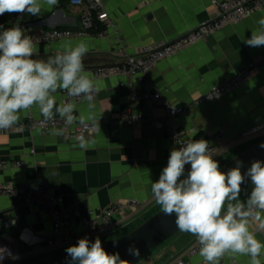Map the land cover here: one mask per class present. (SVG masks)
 Wrapping results in <instances>:
<instances>
[{
  "label": "crops",
  "instance_id": "crops-1",
  "mask_svg": "<svg viewBox=\"0 0 264 264\" xmlns=\"http://www.w3.org/2000/svg\"><path fill=\"white\" fill-rule=\"evenodd\" d=\"M101 1L123 39L126 53L133 55L143 46L176 40L212 19L216 15L214 3L221 0ZM41 3L39 17L25 15L28 24L42 31L79 29L78 14L67 0H61L52 7L44 5L43 0ZM262 17L264 8L240 24L226 26L207 40L159 62L148 73L145 86L126 77L93 79L92 72L85 69L100 89L93 108L82 103L77 105L75 113L82 114L85 123L97 122L95 132L86 137L92 141L88 149L78 147L72 130H64L61 136L51 135V131L42 135L28 130L0 134V161H23L25 164L22 168L0 169V184L13 188L25 184L31 189L44 185L52 194L62 196V208L68 216L67 227L74 232H80L79 219L85 217L88 210L105 208L114 202L136 200L148 205V209L127 217L117 216L104 238L114 239V236L137 226L160 207L152 197L151 183L159 179L170 151L176 147L164 131L152 129L147 123L126 127L118 124L116 118L125 111L147 118L160 117L162 111L142 98L144 93L156 90L169 104L187 109L186 114L177 119L178 131L185 140H209L210 136L217 138V134L223 132L221 146L213 156L219 166L249 144L264 139V133L249 139L239 138L242 132L264 125V46L253 48L242 41L250 38L252 30L259 28L257 22ZM6 24L9 28L8 18ZM99 28L100 32H106L103 36L90 33L76 41L36 46L34 58L47 59L83 40L89 45L84 57L85 68L115 66L119 59L114 51L119 45L114 40V31L108 27ZM249 64H256L258 69L242 86L217 100L194 105L210 89L236 76ZM132 91L137 94L134 101L131 100ZM55 95L57 103H61L62 90ZM29 115L43 119L34 107L22 112L20 120ZM251 187L241 191L242 201ZM2 220H14L16 223L8 229L0 226V245L10 246L17 257L40 249L43 246L41 239L52 231L46 212L21 197L0 196V223ZM250 227L257 239L264 242V230L255 223ZM22 228L27 231L21 233ZM22 234L25 239H21ZM195 242L193 235L180 232L133 264H168L178 258H184L188 264H202L199 254L193 257L186 255ZM225 258L238 264L249 262L246 256L225 255ZM36 259L17 264H34L38 261ZM261 259L264 264V258Z\"/></svg>",
  "mask_w": 264,
  "mask_h": 264
},
{
  "label": "clouds",
  "instance_id": "clouds-1",
  "mask_svg": "<svg viewBox=\"0 0 264 264\" xmlns=\"http://www.w3.org/2000/svg\"><path fill=\"white\" fill-rule=\"evenodd\" d=\"M58 3L59 0H43L49 7ZM41 11V0H0V15L18 13L39 17ZM257 23L259 28L251 31L250 38L242 40L253 48L264 46V17ZM88 51L89 45L81 40L47 59H35L36 45L24 29L18 25L5 29L0 25V130L16 126L20 114L34 107L43 117V124L58 114L65 128L77 123L87 127L85 117L75 114L77 105L73 100L83 98L91 109L100 90L84 67ZM61 90L70 99L58 104L55 94ZM96 126L93 120L92 127ZM50 134L61 136L64 130L53 128ZM76 139L82 150L92 143L83 135ZM186 165H190L187 173ZM242 165L237 160L235 167L221 171L209 142L189 139L170 151L159 179L151 183L152 197L162 212L175 216L180 232L196 238L203 264H220L225 255L246 256L248 264H262L264 242L257 239L250 226L255 223L264 230V161L254 160L244 173ZM246 177L250 178L252 187L242 201L241 186ZM11 223L14 225L15 221ZM21 239H25L23 234ZM117 243L113 241L114 246ZM65 251L68 264H130L118 252L108 253L99 237L94 242L80 238ZM127 253L140 256L134 243L128 246ZM5 257L18 258L7 246L0 245V264Z\"/></svg>",
  "mask_w": 264,
  "mask_h": 264
},
{
  "label": "built area",
  "instance_id": "built-area-1",
  "mask_svg": "<svg viewBox=\"0 0 264 264\" xmlns=\"http://www.w3.org/2000/svg\"><path fill=\"white\" fill-rule=\"evenodd\" d=\"M61 0H59L60 2ZM78 14L79 29L72 30H38L25 21L26 14H11L8 16L9 28L19 26L24 29L25 35L30 36L36 46L58 43L65 40L76 41L86 37L90 32L97 30L98 27H108L114 31V40L118 43V49L114 54L119 59L115 67L99 69L92 72L93 79L108 78H130L135 84L147 85L148 73L161 61L174 57L186 48L193 46L199 42L207 40L213 34L219 32L226 26L240 24L244 19L264 8V0H221L215 2L216 15L205 22L199 24L195 29L186 35L173 40L171 42L159 41L149 46L141 47L133 55L126 53L123 46V39L119 36L115 25L109 19L108 13L104 8L101 0H67ZM106 32L95 33L96 36H103ZM256 64H249L242 72L230 78L223 84L210 89L202 95L194 103V105H202L219 99L229 91L235 90L242 86L257 71ZM97 98L95 94L94 100ZM142 98L152 106L162 111L160 117L147 118L141 114L132 113L130 111L122 112L116 118V122L126 127H133L141 123H147L150 128L164 131L168 139L174 143L176 148L184 145L185 140L178 131L177 119L179 116L186 114L187 109L169 104L159 91L151 90L143 94ZM70 98L65 91H62V100L66 101ZM137 99V94L132 91L131 100ZM76 105L87 103L83 98L73 100ZM43 119H35L33 116H26L19 120L17 125L11 129L0 130V134H8L12 132H22L28 130L30 132H39L45 134L53 128L63 129L65 131L72 130L73 136L83 135L86 137L95 132L96 127L92 124L80 125L79 123L72 126H64L59 116L55 117L47 124L42 123ZM264 133V125L255 126L240 134V139H249ZM223 132L217 134V138L207 140L209 149L213 156L217 153L221 146ZM30 153L33 154L31 150ZM25 164L23 161H0V169L6 168H22ZM186 172L190 169V165L185 166ZM0 196L21 197L27 203L35 205L43 209L51 222V234L41 239L43 246L40 249L30 251L28 254L16 259L5 257L2 264H17L29 261L34 258L36 260L44 259L49 256L64 252L65 249L77 243L78 239L87 237L90 241H95L97 237L104 238L109 233L113 219L117 216L127 217L133 213L148 209V205L141 204L136 200H126L114 202L105 208L97 210H88L85 217L79 219L81 226L80 232H74L67 227L68 216L63 211V197L52 194L44 185H40L35 189L23 184L18 188L0 184ZM74 215H77L74 212ZM13 220H2L1 228L8 229L15 226L11 223ZM21 233H25L27 229L22 228ZM14 255L13 249L7 246ZM199 254V244L197 241L187 250L186 255L193 257ZM15 256V255H14ZM17 257V256H15ZM264 258V257H262ZM168 264H188L184 258H178ZM203 264V263H202ZM220 264H238L236 261H227L225 256L221 259Z\"/></svg>",
  "mask_w": 264,
  "mask_h": 264
},
{
  "label": "water",
  "instance_id": "water-1",
  "mask_svg": "<svg viewBox=\"0 0 264 264\" xmlns=\"http://www.w3.org/2000/svg\"><path fill=\"white\" fill-rule=\"evenodd\" d=\"M113 66H91L86 67L88 71H96L99 69L111 68ZM264 139L259 140L250 147L246 148L223 165L220 166V170L227 172L230 168L236 166V161H242L241 172L244 173L251 166L254 160L264 161ZM251 186L250 178H245V182L242 184V191ZM180 233L175 224V216H166L162 209L144 220L136 228L129 233L115 239L102 240V247L108 253H119L121 259L128 260L130 264L135 263L144 255L158 248L160 245ZM118 243L114 246L113 241ZM135 244L140 250V256L134 257L127 253V248L130 244ZM68 257L66 251L49 256L40 260L34 264H68Z\"/></svg>",
  "mask_w": 264,
  "mask_h": 264
},
{
  "label": "trees",
  "instance_id": "trees-1",
  "mask_svg": "<svg viewBox=\"0 0 264 264\" xmlns=\"http://www.w3.org/2000/svg\"><path fill=\"white\" fill-rule=\"evenodd\" d=\"M11 14H15V13H11ZM11 14H9V13H5V14H3L2 16L0 15V25H3V28H6L7 27V24H6V20H7V18H8V16H10ZM98 33V32H100V28L99 29H97V30H95V31H92V32H90V33ZM258 142V141H257ZM256 143V142H255ZM254 143H251V144H249L247 147H245L244 149H242V151L243 150H245L246 148H248V147H250L251 145H253ZM159 210H161V207H159V209L158 210H155V211H153L150 215H148L147 217H145L144 218V220H146L147 218H149L150 216H152L153 214H155L156 212H158ZM143 220V221H144ZM142 221V222H143ZM142 222H140V223H142ZM139 223V224H140ZM138 224V225H139ZM137 225V226H138ZM137 226H135V227H133V228H131L129 231H127V232H125V233H123V234H121V235H118L116 238H119V237H121V236H123V235H125V234H127V233H129L130 231H132L134 228H136ZM115 239V238H114ZM145 256V255H144ZM40 260H43V259H39L38 261H40ZM38 261H36V262H38Z\"/></svg>",
  "mask_w": 264,
  "mask_h": 264
},
{
  "label": "rangeland",
  "instance_id": "rangeland-1",
  "mask_svg": "<svg viewBox=\"0 0 264 264\" xmlns=\"http://www.w3.org/2000/svg\"><path fill=\"white\" fill-rule=\"evenodd\" d=\"M139 220H140V219H139ZM137 222H138V220H137ZM137 222H136V223H137ZM125 227H126V226H125ZM122 229L124 230L125 228L123 227ZM123 230H122V231H123ZM108 237H112V236H108ZM116 237H117V236H114L113 238H116ZM102 240H107V237L102 238L101 241H102ZM30 263H32V262H30Z\"/></svg>",
  "mask_w": 264,
  "mask_h": 264
}]
</instances>
